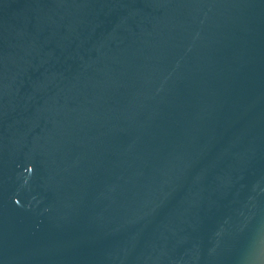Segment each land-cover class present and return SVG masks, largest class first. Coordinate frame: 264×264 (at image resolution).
<instances>
[{"label": "water", "instance_id": "obj_1", "mask_svg": "<svg viewBox=\"0 0 264 264\" xmlns=\"http://www.w3.org/2000/svg\"><path fill=\"white\" fill-rule=\"evenodd\" d=\"M0 264H264V0H0Z\"/></svg>", "mask_w": 264, "mask_h": 264}]
</instances>
